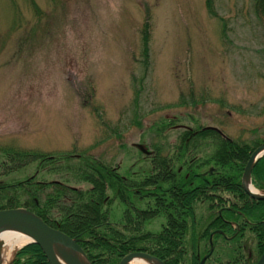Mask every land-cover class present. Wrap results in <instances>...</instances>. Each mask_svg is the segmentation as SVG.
Here are the masks:
<instances>
[{"label": "rangeland", "instance_id": "1", "mask_svg": "<svg viewBox=\"0 0 264 264\" xmlns=\"http://www.w3.org/2000/svg\"><path fill=\"white\" fill-rule=\"evenodd\" d=\"M255 5L256 0H0V150L89 155L119 166L123 176L135 172L132 200L121 198L125 209L111 195L115 215L131 212L140 230L159 232L170 210L150 204L162 195L169 199L161 205L168 206L171 192L142 186L156 181L142 177L152 160L178 145L179 133H190L192 140L208 129L218 135L217 129L223 141L264 143V21ZM162 136L164 147L155 155ZM202 151L190 158L202 162ZM5 156L0 153V163ZM76 188L87 192L90 185ZM180 201L174 198L175 210L182 208ZM196 201V215L211 223L209 211ZM245 231L237 242L240 256L255 245Z\"/></svg>", "mask_w": 264, "mask_h": 264}, {"label": "trees", "instance_id": "2", "mask_svg": "<svg viewBox=\"0 0 264 264\" xmlns=\"http://www.w3.org/2000/svg\"><path fill=\"white\" fill-rule=\"evenodd\" d=\"M255 6L258 18L264 21V0H256ZM150 134L151 131L147 133ZM198 134L192 136L190 140V133H179L178 145H171L167 156L152 160L149 173L142 177L150 181H153V178L156 180L151 183L144 180L142 186L147 188L154 186L159 194L171 192L172 199L169 200L168 206L161 205V202L167 203L169 199L162 195L157 196L155 205L152 206L154 202L150 204L151 209L168 207L170 210L167 216L169 219L162 224L159 232L149 233L140 230L141 222L138 217L130 214L131 212L123 210L119 216L115 215L117 211L115 212V207L111 204V197L114 196V202L115 199H119L117 205H122L120 208L125 209L122 202L132 200L135 193L134 181L124 180L120 170L115 171L114 168L89 155L68 157L70 154H65L54 157L33 152L0 150L3 156L6 155L0 163V211L25 209L34 213L52 228L78 240L91 264H117L124 256L133 252L153 255L165 264H196L197 245L203 242L205 249L207 248L212 229L223 231L229 238L223 242L226 254L218 251L204 264H248L247 260H257L264 251V208L258 215L261 223L253 227L249 225L250 233L255 240L251 258L245 253H241L240 256L239 250L233 247L239 239L235 230L224 231L221 227H216L218 225L206 222L203 226H197L191 221L188 222L190 229H187L186 218L192 220L196 215L194 200L201 201L208 195L218 197L210 194L211 189L204 192V189L217 179L216 175L203 174L204 169L208 167H214L215 172L220 173L224 180L223 196L220 199L224 207L230 209L224 211L229 219H233L237 212L243 217L259 213L257 209L259 205L264 206V202L248 198L241 186L243 168L251 154V148L245 144L223 141L210 130ZM165 140L163 136L158 139L154 146L155 155L164 147L162 141ZM198 148L207 151H202L204 157L202 162L190 158L197 157L194 155ZM32 168H35V173L29 176L28 172L33 170ZM45 174L56 175L57 178L56 180L51 178L49 181L44 178ZM253 174L259 188L264 190V180L261 179L264 178V158L258 162ZM81 185L86 187L90 185V188L87 192L76 188ZM192 188L195 192L189 191ZM214 193L217 194V190ZM180 196L179 204L182 208L175 210L174 198ZM239 204L243 207L239 208ZM145 213L142 215L143 218L146 217ZM207 217L209 219L211 215ZM145 222H148L147 217ZM131 227L134 228L133 234L131 236L124 234V231L131 230ZM221 241H223L221 234L214 237L217 249ZM188 247L192 251L191 255H187ZM239 258L242 260L238 262ZM12 264L49 263L38 246L29 245L16 254Z\"/></svg>", "mask_w": 264, "mask_h": 264}, {"label": "water", "instance_id": "3", "mask_svg": "<svg viewBox=\"0 0 264 264\" xmlns=\"http://www.w3.org/2000/svg\"><path fill=\"white\" fill-rule=\"evenodd\" d=\"M262 153L264 154V144L250 157L245 169L244 180L249 177L252 166ZM246 191L252 198L264 200V197H256L247 189ZM5 230L26 236L29 239L28 243L36 244L42 250L49 264H90L74 240L48 227L30 212L24 210L0 211V234ZM77 255L82 256L85 262L79 261ZM135 258L158 261L151 256L134 253L126 256L120 264H129ZM158 262L162 264L160 261ZM256 264H264V252Z\"/></svg>", "mask_w": 264, "mask_h": 264}, {"label": "bare ground", "instance_id": "4", "mask_svg": "<svg viewBox=\"0 0 264 264\" xmlns=\"http://www.w3.org/2000/svg\"><path fill=\"white\" fill-rule=\"evenodd\" d=\"M246 146L251 148L252 151L256 147V146L249 145V144H246ZM257 147L260 148L261 144L257 145ZM260 157L264 158V154L262 153L260 155ZM261 179L264 180V178H261ZM244 184H245L246 189L251 194H253L255 196L259 194L257 191H255L254 187L251 185L249 177L245 178ZM238 207L242 208L243 205L239 204ZM186 221H187V218H186ZM190 221H191V223L194 222L197 226H201L203 224V222H204V219H203L202 216L195 215L192 220L188 217V221L187 222L190 223ZM242 221L247 222V224H249L251 227L256 226L257 224L261 223V220L256 215H254L253 213L250 216H248V217H243ZM42 222L45 224L44 221H42ZM252 223H255V224H252ZM161 229H162V227L160 226L159 231ZM28 242H29V239L26 236H24V235L17 234V233H14V232H10V231H7V230L3 231L0 234V261H1V264H9L11 262V260L13 259L14 254L16 253V251H18L22 246L26 245ZM223 242L224 241H221L219 243L218 251L221 254H226V252L224 250V247H223ZM200 251H201V255H204V252H205V246L204 245L201 246ZM191 254H192V251L188 247L187 248V255H191ZM148 256H153V255L148 254ZM76 257H77V259L79 261L85 262V260H84V258L82 256L77 255ZM241 260L242 259L239 258L238 262L241 261ZM247 261H248V264H256L257 263L256 260L253 261L252 259H249ZM120 263H121V261H119L117 264H120ZM129 264H159V262L158 261L157 262L156 261H148V260L141 259V258H135Z\"/></svg>", "mask_w": 264, "mask_h": 264}, {"label": "flooded vegetation", "instance_id": "5", "mask_svg": "<svg viewBox=\"0 0 264 264\" xmlns=\"http://www.w3.org/2000/svg\"><path fill=\"white\" fill-rule=\"evenodd\" d=\"M192 163H193V161H192ZM215 171L216 170L214 169V167H208V168H206L205 171H203L204 175H206V174L216 175L215 178H217L216 181H212V185L211 186H207L206 189H204V192H206L207 190L211 189V193L210 194L211 195H217L218 197L214 198V197H210L208 195L206 198L203 199V202L200 201V203L204 204L203 208L205 207V210H208L209 213L211 214L212 223L218 225V227H221L224 231H228V230L232 229V230H235V233L237 232L238 234H242L243 230H245V228L246 229L249 228V224H247L246 222L242 221L243 215L241 213H238V212L236 214H234L235 217L233 216V219H229L227 217V214L224 211L225 210H230V209L224 207V203L220 199L223 196L222 190H223V187H224V181H223V178H222L221 174L218 173V172H215ZM191 187H192V185H191ZM215 190H217V194L214 193ZM228 205H229V203H228ZM263 208H264L263 205H259V208L257 209V211L260 213ZM215 210H216V213H214ZM226 217L228 219H226ZM238 218H241V219H238ZM224 219H226L227 222ZM222 238H223V241L225 242L226 237H222ZM211 250L213 251V253L215 252V246L214 245H213V249H210V247L208 246L207 252H205V254L201 258H203V257L205 258L206 256H208V254L210 253ZM213 253H212V255H213ZM197 258H200V257L197 256Z\"/></svg>", "mask_w": 264, "mask_h": 264}]
</instances>
